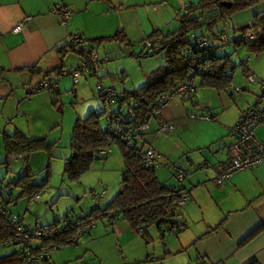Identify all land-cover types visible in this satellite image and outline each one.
<instances>
[{
  "label": "rangeland",
  "instance_id": "374dc122",
  "mask_svg": "<svg viewBox=\"0 0 264 264\" xmlns=\"http://www.w3.org/2000/svg\"><path fill=\"white\" fill-rule=\"evenodd\" d=\"M146 2L147 4H141L137 7L141 17L144 16V19L154 12L151 8V3L153 2ZM183 8L184 6L181 9ZM252 11L254 9L250 8L233 12L231 19L227 17L219 20L213 28L220 29L231 37L233 32L232 17L237 23L247 21L249 17L247 15L249 14L252 17ZM80 12L81 15L77 20L79 28L74 27L73 30L71 28V31L75 32V34L83 32L82 34L85 36L86 41H88V36L113 33L117 28L122 29L129 40L114 39L100 44L93 42V47L95 46V52L99 57L100 69L96 74H81L77 83H74L70 73L60 75L61 78H59L58 84L61 94L60 97L57 95L58 100L56 103H52L49 99V105L44 106V100L48 101L46 88L36 90L30 94L28 92L22 93L20 97L24 101L22 103L21 100L20 104L18 103L19 107L16 103V98L12 97L9 99L7 107L10 108L13 105L11 111L16 110L17 114L12 117L11 121H15L12 122L11 126H8L7 131L14 132L15 126H18L28 135L45 136L47 140L54 141L50 151L41 147L32 151L27 158H12L4 162L7 158L4 146V150L1 152L0 191L9 190L12 191L13 195L19 192V186H15L9 181L17 178L22 167L29 168L33 174L32 180L34 182L38 184L44 183L39 189L41 194L39 199H30L29 201V198L21 196L17 203L12 204V208L15 211L21 214L24 212L28 221H32L36 217L43 223L52 221L55 217H62L68 209H72L74 216L76 214H84L93 203V190L98 195L100 192L104 193L103 196L99 195L102 198L100 200L102 205L113 196L119 188L121 169L123 167L121 150L117 143L109 146L105 158L94 159L90 167L82 172L77 179L69 178L64 174L63 162L64 157L69 154V137L74 119L76 117H85L92 109L105 107L98 95V82L104 86L113 85L117 91L134 89L154 79L157 74L153 75V72L164 64L163 49H158L151 54L143 53L145 50L144 38L146 37L143 36L148 32L147 27L144 30L136 19H134L132 24L125 23V21L129 22L126 19L131 18V14L135 15L132 9L123 8L119 10L114 0L111 3L106 0H92ZM238 18L240 20H237ZM168 19L166 28L173 29L179 24L175 14L168 16ZM238 32L237 28L236 34ZM224 47L237 64L232 79L233 90L230 91L228 87L217 89L212 86L199 84L197 85L194 99L196 102L198 101L196 112L207 106L209 109L214 110L213 112L208 110V114L214 113L216 115L217 113H222L221 116H224V120L225 118L227 119L226 123L232 129L236 123L234 118L237 119L239 112L237 108H247L248 105H253L259 99V96L262 95L260 82L247 80L238 62L242 57L248 56V65L252 66L256 61L254 60L255 57L259 54H249L242 45L234 47L231 43L220 47L218 49L219 54L223 52L222 49ZM77 56L78 54L75 51L69 50L66 58L67 64L74 61V57ZM43 76L46 75L43 73L41 75H25V78H30L31 82L25 81L26 79L19 80V85L15 86L17 87V92H20L19 86L21 84L32 88L34 86L31 85L35 80L41 79ZM13 79L16 83L18 78L15 79L13 77ZM198 80L199 77L197 76V83ZM178 99L180 98L174 95L169 102V108L174 109V106L177 105L183 113L184 108L191 109L193 107L191 100L178 102ZM259 101L260 103L258 104L264 105V93ZM183 102L185 103L184 105L181 104ZM23 106L26 107V112H22ZM116 106L117 104L115 103L112 108ZM125 109L126 105L121 106L122 112ZM187 111H185V114H187ZM164 113L165 110H163ZM173 121L176 122L175 120ZM212 121L216 120L213 118L207 120L195 118L189 121L196 124L195 128L191 125L180 126L178 124L174 130L162 132L160 130L156 131L154 124L156 122L153 119L151 120L153 126L149 133L153 134L152 145L162 153L160 162L155 167L160 179L165 176L167 183H179L178 178L172 173V165H170L171 162L169 160L180 163L182 161L191 171L192 164L183 160H187L188 154L206 153L207 147L193 148L188 141L197 139L201 144L209 143L212 133L217 132V128L213 127L215 125L212 126L211 124ZM104 123L105 116H102L101 124ZM254 131L257 137L263 136L264 122L257 124L254 127ZM230 136L233 138L232 135ZM246 168L249 167L246 166L240 170ZM230 200V203L234 206L241 203V197L235 198L234 201H232V198ZM182 220L186 224L183 230L176 232L167 230L163 238H161L155 224L148 225L147 232L151 235V239L146 241L144 237L133 229L128 231L126 228L122 227L121 229L119 227L117 232L114 233L108 216L98 215L95 217L89 231L81 234L76 243L53 248L51 259L55 261V264H74L76 260L78 261L77 264H196L195 248H184L180 251L177 250L178 253H174L173 247L181 241L179 235H185L184 231L187 227L192 228V230L195 229L202 219H192L191 222L188 218H182ZM126 224L128 227V222ZM163 240L167 242V245L163 244ZM194 244L195 241L192 240V246ZM3 248L9 250L11 246ZM206 264L211 263L207 260Z\"/></svg>",
  "mask_w": 264,
  "mask_h": 264
},
{
  "label": "trees",
  "instance_id": "16d2710c",
  "mask_svg": "<svg viewBox=\"0 0 264 264\" xmlns=\"http://www.w3.org/2000/svg\"><path fill=\"white\" fill-rule=\"evenodd\" d=\"M58 5L64 6L63 3H58ZM248 8H254L255 11L252 21L239 26L238 34L233 31L230 37L226 32L213 28L219 20L227 17L231 19L233 12ZM183 9H179L175 13V18L179 21L175 28L164 29L163 27H156L144 38V54L155 53L158 49H163L164 51V64L153 72V75L157 74V76L148 83L134 89L117 91L113 85H102L110 88V95L104 94L103 88L97 87L98 95L105 107L92 109L85 117H76L74 119L69 137V154L64 157L63 162L64 174L69 178L77 179L82 172L90 167L94 159L105 158L109 146L117 143L120 147L123 161L120 185L117 191L103 205L100 204L101 197L94 199L90 209L84 214H76L74 216L72 209H68L60 218H55L47 223L32 224L24 220L23 214L15 211L12 208V204L17 203L21 196L29 198V201L30 199H39L41 195L39 189L44 183L38 184L34 182L32 180L33 174L29 168L22 167L17 178L9 181L13 185L19 186V192L13 195L12 191L9 190L0 191V198H2L4 205L8 207L9 212V214L0 213V241L10 238L14 234V229L9 219L10 214L20 215L24 222L32 227H40L45 224L54 226L59 224L63 218H66V222L61 224L58 234L55 233L54 236H50L51 238L38 239L33 246L34 252H43L44 261L42 264H55V261L53 262L51 259L52 249L76 243L81 234L89 231L95 217L98 215H106L109 220L121 217L137 233L141 229L139 233L141 236L146 235L148 225L151 224H155L161 238L164 237L167 230L176 232L184 228L185 222L178 213L184 203L180 204L178 201L183 195H186L184 200L186 202L190 197L189 192L183 186H179V183L171 185L165 179L161 180L159 178L155 167L160 162L162 153L157 159L146 164V148L150 144H148L150 129H138V126L150 121L151 117L155 116L153 111L160 108V96L163 92L170 91L178 82L188 81L191 75L195 79L196 86L202 84L217 89L228 87L232 91V79L237 64L232 60L230 53L226 52L225 47L220 54L218 49L227 43H231L234 47L242 45L249 54L258 55L264 51V0H196L188 2ZM251 31H253V36L249 37L248 33ZM114 39L129 40L122 29H117L112 34L89 38L94 43ZM147 42L150 43L149 48L146 47ZM88 44L93 47V44L89 42ZM67 45L71 46L70 43H67ZM67 48L69 49V47ZM78 64L79 61L75 66ZM238 64L241 66V71L247 80L251 75L255 77L248 65L247 56L242 57ZM75 66L60 68L58 75L64 74V72L70 73V70ZM191 68L194 71L193 74L190 72ZM28 70L30 76L32 74L37 75L41 71L40 67L35 64L28 66ZM97 72V70L91 68L86 73L96 74ZM197 76L199 77L198 83L196 82ZM56 80V76L44 79L34 85V87L26 90L25 93L28 92L30 94L36 90L46 88L50 100L52 103H56L58 100L57 95L60 94ZM263 82L264 80H262ZM263 93L255 102L256 104L260 102L259 100H261ZM194 96L179 97L182 101L191 100L193 102V107L187 109V112H194L198 107ZM115 103L117 106L112 108ZM123 105H126V109L122 112L121 106ZM200 110L197 112L205 114L209 107L206 106ZM161 112L163 114V110ZM206 115L209 116L208 119L213 118L211 113ZM102 116H105L104 124H101ZM117 118L121 119L122 125V130L119 132ZM154 118L156 119V117ZM163 119L172 121L175 128L176 124L173 120H169L164 116ZM154 124L157 131V123ZM174 128L171 130H174ZM227 133L230 136V127ZM53 142L47 140L45 136L28 135L20 128H16L14 132H5L3 143L7 158L4 162L11 155H20L22 156L21 158H27L32 151L41 147L50 151ZM235 142L233 137L228 144L227 156L222 160H216L212 164L214 171L212 181L215 185L223 184L224 180L235 173L233 172L230 176L223 179L221 183L214 182L216 164L229 160L231 156L230 149ZM169 161L171 162L170 165H172V173L175 176L178 170L182 169L185 171L183 177L178 178V182L188 178L194 167L192 166L190 171L182 161L181 163ZM261 162L249 167L258 165ZM197 167L200 168V166ZM36 194H39L38 197L33 198ZM263 227L264 221L259 226V229ZM163 244H166L164 240ZM6 246H11V249L6 250V248H3ZM48 247H50L49 251H47ZM24 256L23 247L17 241L0 242V264H27ZM255 262L252 261L249 264H257ZM74 264H77V260Z\"/></svg>",
  "mask_w": 264,
  "mask_h": 264
},
{
  "label": "crops",
  "instance_id": "0c3cea01",
  "mask_svg": "<svg viewBox=\"0 0 264 264\" xmlns=\"http://www.w3.org/2000/svg\"><path fill=\"white\" fill-rule=\"evenodd\" d=\"M90 1L92 0H0V156L2 150H4V133L10 132V130L7 131L8 126L13 124L12 122L15 120L11 121V119L17 114L16 110L11 111L13 105L10 108L7 107L9 99L14 97L17 104H20L21 100L23 103L24 100L20 96L22 93L25 94V91L30 88L21 84L19 86L20 92H17V87L15 86L19 85V80L26 79L25 75H30L28 66L35 64L41 69L39 75L43 73L47 77L43 76L41 79L35 80L31 86L36 85L44 79L56 76V84L60 90L58 84L59 78H61L58 75L59 69L75 66L80 58L78 55L74 57V61L67 64L66 58L70 50L67 48V36L70 33H75L71 31V28L72 30L74 27L79 28L77 20L81 15L80 11L85 9ZM106 1L113 2V0ZM114 1H116L119 10L123 8L132 9L135 15L131 14L130 16L132 17L126 19L129 22L125 21V23L132 24L134 19L139 21L144 30L147 27L148 32L143 36L145 37L156 27H163L165 29L166 23L169 21L168 16H172V14H175L177 10L186 6L192 0ZM146 1L153 2L151 3V8L154 12L144 19V16L141 17L137 7L141 4H147ZM58 3H63L64 7L70 10V16L66 25L60 22L59 13L55 9ZM154 5L156 6L155 8L153 7ZM133 7L136 8L133 9ZM252 12L254 13L255 11ZM26 16H30V19L25 20L22 28L18 31L13 30L16 22H19ZM247 17L248 22L243 21L239 23L235 22L232 17L234 33L239 26L252 21V17L249 14ZM237 20L240 19L238 18ZM82 33L81 37L84 42H89L90 44H93V42L89 38L107 35L106 33L88 36V41H86ZM103 42L106 41H100L97 44ZM254 60L256 61L249 67L255 76L254 81L260 82L261 92L263 93L264 52H261ZM13 77L15 79L18 78L16 83L14 79L12 80ZM29 79L25 81H30ZM60 94H58V97H60ZM47 95L48 101L44 100V106L49 105L50 96L48 93ZM178 100V102H182L181 99ZM169 102L165 109H163L165 110L163 114L165 118L175 120L176 126L180 124V126L191 125L194 128L196 127V124L189 122L192 118H188L185 114L188 108H184L182 113L177 105L174 106V109L169 108ZM258 103L248 105V107L256 106L259 109H264V105ZM181 104L184 105L185 103ZM24 107H22V112H26V107L25 109ZM247 108H237L239 112L236 117L237 119L234 118V120L237 121L240 114ZM209 110L214 111L213 109ZM211 114L213 115V119L216 120L212 121L211 124L212 126L215 125L213 127L217 128V132L212 133L210 137L211 141L206 144L199 143L197 139L188 141L189 145L193 148L206 146L207 152L203 154L192 153L190 154L191 156L187 155L186 162H189L192 166L197 165L192 169L188 178L179 182V186L187 189L190 196L178 211L180 217L184 219L188 218L190 222L196 218L202 220L199 225H196L195 229L192 230V228L187 227L184 231L185 235H179L181 241L177 245H174V253H178V251L184 248H195L196 264H206L207 260L211 264H249L252 261H256L255 263L257 264H264V227L259 229V226L264 221V161L258 165L238 170L237 172L241 173L235 172L228 179L224 180L223 184H213L212 177L214 171L212 164L216 160H222L227 156L228 144L231 142L232 137L227 133L230 125L226 123L227 119L225 118L224 120V116H221L222 113ZM16 128L20 127L15 126ZM152 135L150 133L148 135V143L151 145L153 144ZM152 146L161 153L154 145ZM12 158H16V155L9 157V159ZM197 166H200V168ZM164 177L161 180L165 179L166 181ZM237 197H241V203L234 206L230 203V199L232 198V201H234ZM22 214L24 220H27L24 212ZM28 222L32 224L43 223L37 217ZM109 223L112 225L114 233L117 232L119 227L121 229L122 227L126 228L128 231L133 229L129 223L127 227V222L121 217L110 219ZM142 237L146 241L151 239V235L147 231L146 235ZM192 240L195 241L193 246ZM165 243L167 245V242ZM52 261L54 262L53 259Z\"/></svg>",
  "mask_w": 264,
  "mask_h": 264
},
{
  "label": "built area",
  "instance_id": "2783aa9c",
  "mask_svg": "<svg viewBox=\"0 0 264 264\" xmlns=\"http://www.w3.org/2000/svg\"><path fill=\"white\" fill-rule=\"evenodd\" d=\"M156 7L155 5L153 6ZM55 9L57 13H59L60 22L63 25L67 24V20L70 16V10L65 8L64 6L56 4ZM30 19V16H26L13 27V30L18 31L22 28L25 20ZM249 37H252L253 34L248 33ZM67 43H70L71 46H68L69 49L75 51L79 54V64L70 70V74L72 75L74 83L78 82V78L81 74L89 72L91 68L93 70H99V57L96 54L93 47L89 46L87 42L81 37L79 33H70L67 36ZM150 43H146V47L149 48ZM192 74L194 73L191 68L190 71ZM66 73V72H64ZM249 81H254V77L251 75L248 78ZM264 87V82L262 83ZM97 87L103 88L105 91L104 94L110 95L111 90L109 87H103L102 84L98 83ZM234 86H232L233 90ZM197 90V86L195 85V79L193 75L190 76L188 81L178 82L174 85L170 91L163 92L160 96V108L155 109L153 112L155 113L156 119L151 117L150 121L140 124L138 129H151L152 123L151 120H155L158 126V130L162 132H168L174 128V124L172 121H166L163 119L162 110L168 104L171 97L177 95L178 97L184 96L189 97L191 95H195ZM181 98V97H180ZM188 118H205L208 119L209 116L203 114L202 112H187ZM117 128L118 132L122 130L121 119L117 118ZM264 122V109H259L256 106H250L245 109L239 116L233 128H230V134L235 138V143L232 145L230 151L231 156L226 162H219L216 164L215 169V178L214 182L221 183L223 179L230 176L233 172L246 167L251 166L257 162H261L264 160V135L261 137H257L254 132V127ZM137 135V134H136ZM138 138V135H137ZM130 141V140H129ZM160 156V153L152 146L148 145L146 148V164H149L152 160L154 161ZM22 157L16 155V158ZM184 170L180 169L176 172L177 178H182L184 175ZM39 194L34 195L33 198H37ZM100 196L103 195V192L99 193ZM96 191L92 192V198L98 199L99 196ZM186 195H183L179 199V203L183 204ZM0 213L9 214L8 207L4 205L2 202V198H0ZM10 223L14 229V234L10 238H5L0 242H12L17 241L20 243L21 247L25 252V263L27 264H42L43 252H34L33 246L36 243V240L41 238H51L54 234H58L61 229V224L66 222V218H63L61 222L57 225L50 226L49 224H45L43 226H35L32 227L30 224H26L20 215L10 214ZM141 229L139 230V233ZM51 236V237H50ZM54 247V246H53ZM52 247V248H53ZM50 250V247L47 248V251ZM219 264V263H218Z\"/></svg>",
  "mask_w": 264,
  "mask_h": 264
},
{
  "label": "water",
  "instance_id": "95a60500",
  "mask_svg": "<svg viewBox=\"0 0 264 264\" xmlns=\"http://www.w3.org/2000/svg\"><path fill=\"white\" fill-rule=\"evenodd\" d=\"M27 156V155H26Z\"/></svg>",
  "mask_w": 264,
  "mask_h": 264
}]
</instances>
